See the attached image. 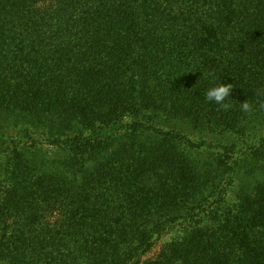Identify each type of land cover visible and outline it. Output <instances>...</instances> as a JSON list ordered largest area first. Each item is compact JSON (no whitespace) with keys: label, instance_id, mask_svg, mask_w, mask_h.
Returning <instances> with one entry per match:
<instances>
[{"label":"trees","instance_id":"obj_1","mask_svg":"<svg viewBox=\"0 0 264 264\" xmlns=\"http://www.w3.org/2000/svg\"><path fill=\"white\" fill-rule=\"evenodd\" d=\"M0 264H264V0H0Z\"/></svg>","mask_w":264,"mask_h":264},{"label":"clouds","instance_id":"obj_2","mask_svg":"<svg viewBox=\"0 0 264 264\" xmlns=\"http://www.w3.org/2000/svg\"><path fill=\"white\" fill-rule=\"evenodd\" d=\"M231 90V85H219L210 88L207 91L206 96L208 100H214L217 103H222L230 96ZM242 107L246 111L250 109V105L248 103H243Z\"/></svg>","mask_w":264,"mask_h":264}]
</instances>
